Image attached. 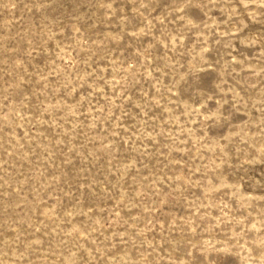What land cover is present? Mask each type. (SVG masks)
<instances>
[{
  "label": "rangeland",
  "instance_id": "obj_1",
  "mask_svg": "<svg viewBox=\"0 0 264 264\" xmlns=\"http://www.w3.org/2000/svg\"><path fill=\"white\" fill-rule=\"evenodd\" d=\"M0 264H264V0H0Z\"/></svg>",
  "mask_w": 264,
  "mask_h": 264
}]
</instances>
